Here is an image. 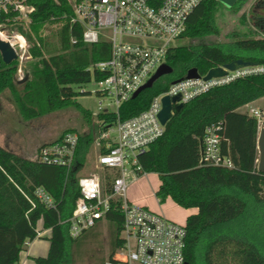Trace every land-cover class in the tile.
Returning a JSON list of instances; mask_svg holds the SVG:
<instances>
[{"label":"trees","instance_id":"1","mask_svg":"<svg viewBox=\"0 0 264 264\" xmlns=\"http://www.w3.org/2000/svg\"><path fill=\"white\" fill-rule=\"evenodd\" d=\"M28 1L35 6L31 23L39 41L31 46L35 61L30 76L20 81L15 78L14 62L5 64L0 55V93L10 92L25 119L73 104L89 122L90 113L73 101L77 93L88 91L76 92L73 86L100 78L101 73L91 72L89 64L107 56L106 44H83L81 26L69 25L71 9L65 0ZM217 5L218 0L200 2L187 18L179 39L216 34ZM47 22L60 24L54 45L38 35ZM236 59L264 66V36L218 44L174 45L166 57L172 71L123 102L119 115L127 118L146 109L153 96L192 67L204 75L210 68ZM260 97H264V71L214 86L174 111L163 135L137 156V174L157 173L160 183L155 196L160 202L170 197L183 208H196L185 220L184 254L188 264H264V170L257 168L259 123L248 111L239 110ZM97 116L107 121L113 118L112 114ZM209 125L221 126V154L231 158L233 168L201 162V142ZM88 140L78 136L74 161L80 165L78 154L86 150ZM75 173L61 165L28 159L0 145V264H18L25 243L38 235L39 220L52 233L47 256L35 257L36 264H64L68 245L92 232L93 227L71 238L68 224L63 222L79 196ZM37 187L53 198L54 206L37 197ZM105 220L114 228L108 258L112 261L122 224L119 200L112 203Z\"/></svg>","mask_w":264,"mask_h":264},{"label":"built area","instance_id":"2","mask_svg":"<svg viewBox=\"0 0 264 264\" xmlns=\"http://www.w3.org/2000/svg\"><path fill=\"white\" fill-rule=\"evenodd\" d=\"M71 9L69 25L82 28L81 39L85 46L98 42L106 44L107 56L92 60L89 69L101 73L93 79L94 92L107 97L113 108L102 107L99 113L112 114L111 121L100 119L103 128L100 137L102 148L96 161L99 168L112 172L108 185L97 174L78 178L79 196L71 215L63 220L68 233L76 238L85 230L105 220L112 203L119 200L122 224L112 261L108 264H188L184 247L185 224L168 219L149 207L131 203L126 197L128 176L137 174V156L148 145L161 137L165 125L159 119L162 98L179 95L178 103H185L210 88L236 78L264 71L263 65H252L228 71L225 76L205 80L183 79L151 99L146 109L127 118L119 115L120 105L166 63L167 53L175 45L186 27L187 18L203 0H65ZM35 6L28 0H0V40L14 49L13 60L19 78V65L28 51L32 13ZM75 42L74 39H71ZM17 79V78H16ZM248 113L258 120L262 128L264 111L249 106ZM220 125H209L201 142V162L233 168L231 158L221 154ZM78 134L65 132L60 140L43 144L35 160L61 165L69 170L73 163ZM37 197L47 206H54L53 198L42 188L35 190Z\"/></svg>","mask_w":264,"mask_h":264},{"label":"rangeland","instance_id":"3","mask_svg":"<svg viewBox=\"0 0 264 264\" xmlns=\"http://www.w3.org/2000/svg\"><path fill=\"white\" fill-rule=\"evenodd\" d=\"M214 24L217 27L216 34H205L196 39L180 38L175 41V45L218 44L232 42L245 36H264V0H242L231 7H227L218 1L214 14ZM59 26V22L44 23L39 28L38 35L46 42L54 45L56 41L54 34ZM29 36H27V54L19 64L22 69V77L19 78L15 72V78L18 80L23 79L26 75L30 76L29 72L35 61L31 53V46L34 43L39 44V41L32 28ZM73 88L76 92L88 91L85 94L77 93L73 97V101L90 113L89 122L82 117L80 111L73 104H68L36 118L25 119L21 116L10 92L8 90L1 92L0 145L28 159H35L40 146L53 143L63 132L71 130L76 132L80 138L85 140L89 138V140L85 143L84 148L86 150L78 154L82 164L80 165L73 160L69 170H74L76 177L92 173L97 174L107 186L113 173L101 169L97 165L96 158L102 150L103 144L100 137L103 128L99 123L100 119L97 114L99 113L100 101L102 107L108 108V110L113 108L107 97L98 96L94 92L96 84L93 80L82 86H73ZM248 106H254L264 111V100L258 103H248L240 108V111H246ZM262 127H264L263 123ZM128 181L126 197L131 203L147 206L155 212L161 213L163 211L168 219L179 224H185L186 208L176 205L170 198L160 202L155 196L160 181L157 173L149 172L141 175L132 173L128 176ZM136 199H141L143 202H135ZM113 238V226L106 220L99 222L92 228L91 233L68 245L64 264H108Z\"/></svg>","mask_w":264,"mask_h":264},{"label":"water","instance_id":"4","mask_svg":"<svg viewBox=\"0 0 264 264\" xmlns=\"http://www.w3.org/2000/svg\"><path fill=\"white\" fill-rule=\"evenodd\" d=\"M222 4H224L227 7H231L235 4L237 0H218ZM0 55L2 58V61L5 64H10L13 62V60L16 58V53L14 49L10 46V44L6 41L0 40ZM253 63L250 61H246L243 59H236L231 62H228L224 65L217 66L210 68L206 75L204 76V79H210L212 77H222L227 74L228 71H234L236 69H240L247 66H252ZM172 71V68L167 63H163L157 71L145 82L143 85L139 87V89L132 95V98H135L142 90L146 88H150L155 80H157L160 76H163L165 74H168ZM28 77L26 75L23 79L20 81L25 80ZM199 72L196 67L190 68L186 74L181 77L178 80L173 81L172 83L178 82L183 79H189V78H198ZM180 97L179 95H175L173 97H169L168 95L164 96L162 98V108L159 112V119L162 124H166V122L171 118L174 111H178L183 103L174 104L175 102L179 101ZM257 168L258 170H264V127H262L259 130V135L257 138Z\"/></svg>","mask_w":264,"mask_h":264},{"label":"crops","instance_id":"5","mask_svg":"<svg viewBox=\"0 0 264 264\" xmlns=\"http://www.w3.org/2000/svg\"><path fill=\"white\" fill-rule=\"evenodd\" d=\"M262 100H264V97H260V98H258L256 100L252 101V102L253 103H258L259 101H262ZM252 102H250V103H252ZM246 105H244V106H246ZM145 174H147V173H145ZM159 183H160V181H159ZM159 183H158V186H159ZM154 191H155V189H154ZM167 198H170V197H167ZM135 202L142 203L143 201L141 199H136ZM160 207H161V204H160ZM186 210H187V213L185 215V220H186V217L189 214L196 212V208H191V209L186 208ZM161 214L166 216L163 211L161 212ZM37 228L39 230L37 237H35L32 240L27 241L25 243V245L23 246V249L20 251L18 264H36L35 261H34L35 257H45V256H47V254L49 252V248H50V237H51V233H52L51 229L50 228H44L41 220H39L37 222Z\"/></svg>","mask_w":264,"mask_h":264}]
</instances>
